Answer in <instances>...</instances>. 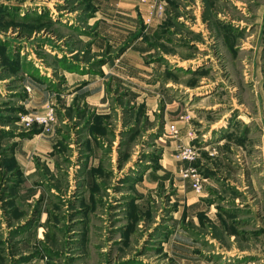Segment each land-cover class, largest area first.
I'll return each mask as SVG.
<instances>
[{"label":"rangeland","instance_id":"1","mask_svg":"<svg viewBox=\"0 0 264 264\" xmlns=\"http://www.w3.org/2000/svg\"><path fill=\"white\" fill-rule=\"evenodd\" d=\"M160 2L0 0V264H264V0Z\"/></svg>","mask_w":264,"mask_h":264},{"label":"crops","instance_id":"2","mask_svg":"<svg viewBox=\"0 0 264 264\" xmlns=\"http://www.w3.org/2000/svg\"><path fill=\"white\" fill-rule=\"evenodd\" d=\"M129 1H133L135 2L137 5H139L142 9H144V17L145 20L148 18V16L150 15L151 10L153 9V0H148L147 2H142L139 0H129ZM160 1V0H157ZM161 19V17H158L156 14L152 15V21L148 24L153 23L154 21L156 22V20ZM147 22V21H146ZM38 95V92H36V96ZM204 198V197H201ZM203 207H205V201L204 200H200V211H203ZM240 229V228H239ZM192 231H197L194 230V228H192ZM234 233V232H233ZM205 233H200V237L201 238H205V239H209V236L204 235ZM234 238V235H232L230 237L231 240V247L229 248V250L227 251V256L230 255H234V254H238V255H250V253L248 252L249 248L245 247L244 245H242L244 248H240L238 247L236 241H232ZM215 240V239H214ZM212 239L209 240V243L211 244L212 241H214ZM186 247L188 248L189 252L187 253L186 257H185V264H208V262L204 261L203 258L207 255L210 254H214V253H210L208 251H205V249H203V245L202 243H199L196 241L195 238L192 237H186ZM247 244L250 246L251 242L248 241ZM213 247H218L221 246L218 242H216V240L214 241V243L212 244ZM222 249H217L221 250V252L226 255V251L224 250L225 246L222 245L221 246ZM205 248V247H204ZM223 260V259H221ZM225 262V261H224ZM223 261H218L217 264H223Z\"/></svg>","mask_w":264,"mask_h":264},{"label":"built area","instance_id":"3","mask_svg":"<svg viewBox=\"0 0 264 264\" xmlns=\"http://www.w3.org/2000/svg\"><path fill=\"white\" fill-rule=\"evenodd\" d=\"M142 2H147L148 0H139ZM156 14L158 17H162L164 14V6L163 3L157 0H153V9L150 12V15L146 19L147 23L152 21V15ZM25 124L30 126L32 123L37 122L44 126L45 131H49L50 123L54 121V109L50 107L46 115L37 116L36 118H32L30 116H26L23 118ZM172 132L177 133L178 129L175 126H172ZM177 158L181 161H192L194 159V149L192 147H182L178 153ZM184 177L190 178L195 190L197 192H201L203 190V182L201 176L194 171L193 169H187L184 171Z\"/></svg>","mask_w":264,"mask_h":264}]
</instances>
